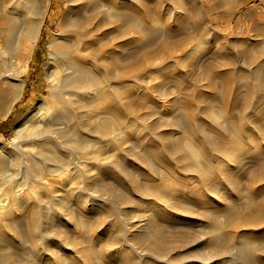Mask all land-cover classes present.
<instances>
[{
  "label": "bare ground",
  "instance_id": "obj_1",
  "mask_svg": "<svg viewBox=\"0 0 264 264\" xmlns=\"http://www.w3.org/2000/svg\"><path fill=\"white\" fill-rule=\"evenodd\" d=\"M52 4L0 0V118L57 17L0 149V264H264V15L234 40L231 0Z\"/></svg>",
  "mask_w": 264,
  "mask_h": 264
},
{
  "label": "rangeland",
  "instance_id": "obj_2",
  "mask_svg": "<svg viewBox=\"0 0 264 264\" xmlns=\"http://www.w3.org/2000/svg\"><path fill=\"white\" fill-rule=\"evenodd\" d=\"M231 1L232 4L226 5L223 8H219L218 10H214V12H216L221 17L220 20L223 19L226 25L228 24L226 26L220 22L218 25H216L217 28L220 26V28H218L219 34L222 35L224 29H226L227 31H229V33L231 34L233 33V35L228 36V39L240 38L246 35H251L252 34V31H250L251 26L257 21L258 18L261 17V15H264V0H231ZM64 2L65 0H53V4L49 9L50 13L51 11L54 12L55 9L62 10L64 7ZM54 14L52 15L51 13L50 16H48L49 18L48 20H46V24L43 26L42 30L40 31L38 40L33 48L31 58L28 63V68L26 72L20 75V78L24 82V88L21 93V96L13 104L10 112L5 117L0 118V125L3 126L0 134V149L2 145L6 144L7 146H9L12 143V141L10 140L12 138L14 127L17 124V122L23 117V115L35 102H37L43 95L46 94L47 79H46L45 64L48 58L47 40L51 33L50 28L54 27L57 21V17L55 16L56 14L55 15ZM213 14L214 13L212 12L210 13L211 17H213L212 16ZM216 26L214 25L215 28ZM250 47H251V43H243L237 51L231 52V54L236 55L237 52L238 53L240 51L242 52L243 50L248 49ZM197 78L198 76L193 77L191 80H187L184 86H189ZM172 88L175 94L178 95V98L184 97L183 94L184 92L181 91L182 88L177 89L175 86H173ZM161 93H162L161 104L165 105L167 102L166 96L169 97V95L166 92H161ZM177 113H179V110L176 111V114ZM196 116L199 119L201 118V114L198 113L197 110H196ZM211 134L215 135V133H211ZM110 181L113 182V180ZM244 183H245L244 181L241 182V184ZM96 193L97 191L96 192L93 191V194ZM194 228H200V227L198 225H195ZM72 234L73 233L69 235ZM235 251H236L235 249L230 251V255H228L223 260V264H242V262L238 258L234 259L231 257V255L234 254Z\"/></svg>",
  "mask_w": 264,
  "mask_h": 264
},
{
  "label": "crops",
  "instance_id": "obj_3",
  "mask_svg": "<svg viewBox=\"0 0 264 264\" xmlns=\"http://www.w3.org/2000/svg\"><path fill=\"white\" fill-rule=\"evenodd\" d=\"M3 126L0 125V134H1V130H2Z\"/></svg>",
  "mask_w": 264,
  "mask_h": 264
}]
</instances>
